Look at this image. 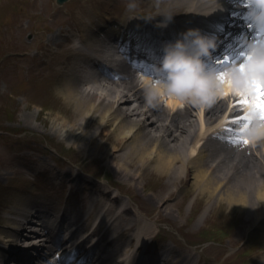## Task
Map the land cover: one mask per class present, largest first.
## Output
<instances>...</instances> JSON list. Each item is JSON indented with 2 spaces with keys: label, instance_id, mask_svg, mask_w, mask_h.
<instances>
[{
  "label": "bare ground",
  "instance_id": "6f19581e",
  "mask_svg": "<svg viewBox=\"0 0 264 264\" xmlns=\"http://www.w3.org/2000/svg\"><path fill=\"white\" fill-rule=\"evenodd\" d=\"M108 1L104 0L106 3ZM130 1L138 5L147 4L146 9H150L152 13H147L141 18L130 15L131 11H128L121 15L122 17H117L110 14L111 6L108 5L105 9L95 10L86 16L80 13L76 17L81 23L77 27L79 42L74 40L73 66L69 67L71 71L60 85L64 99L74 105L76 114L73 118L61 117V120L51 122L50 128L55 135L61 133L66 141H78L81 154L85 158H95L97 155L107 158L105 176L112 186L93 181L83 172L76 173L73 177V173L66 170L63 177L66 175L74 179L75 184L80 187V192L94 195L89 203L92 210L86 211V204L83 203V208L77 207L71 212L69 208L66 211L71 213L74 221L79 222L78 229H83L85 233L89 230L87 236H98L100 241L95 247L100 250L93 254V264H123L124 260L119 258L124 254L127 255L126 264H200L201 261H194V253H183L172 246L158 253L149 252L151 250H147L148 248L140 252L156 226L144 221L140 223L131 217L132 203L123 190L128 189L133 196H140L141 191L137 187H140V184H143V188L146 187L145 181L151 174L157 178H166L172 185H179L183 180H188L190 186L199 194H207L210 197V205L204 210L203 217L215 201L220 202L221 206L226 202L229 207L237 208L241 213L249 212L248 225L256 223V229L264 228V126H253V120L247 127L246 131L250 133L246 134L245 138L251 136L250 149L253 148V151H249L246 146L240 150L242 142H234L240 139L237 132L231 133L236 140L226 139L227 142L223 145H216L215 137L220 132L235 129L224 127L237 124L232 118L241 110L235 105V101L240 97L228 83H225L224 93L213 103L197 106L173 98L148 104L142 82L129 71L112 74L107 82L87 79L85 85L88 83L91 88L77 80L73 72L80 57L85 56L95 61V56L104 51L101 35L113 40L129 37L133 41L143 42L145 34L153 38L168 37L176 31L177 34H182L189 28L200 26L206 19H211L221 5L228 3L225 0ZM168 13L174 16L179 13L180 18L163 26L161 21L166 19L165 15ZM135 19L137 23L133 22ZM64 36L70 38L72 35ZM70 41L73 42V38H70ZM85 47L95 54L85 53ZM137 62L140 63L139 60ZM132 100L137 104L129 106ZM226 101H230L229 116L221 119L220 128L209 126L219 115ZM33 115L30 111L24 112V121H29ZM228 120L230 124H227ZM95 124H99L97 129ZM226 135L225 132L224 136ZM104 136H107L106 141H102ZM40 164L44 170L49 168L44 159H40ZM149 167L153 169L152 172L148 170ZM108 174L114 177V180L109 178ZM168 182L165 185H168ZM171 194L172 189L164 193L153 192L147 196L149 201L154 199L158 202L160 214L154 217L156 222L175 224L178 217L174 216L172 205L168 203ZM126 198L130 204L126 202ZM33 204L27 196L19 197L10 211L2 215L0 264H14L8 259L15 262L18 260L19 264H35L31 258L34 252L27 249L36 250L37 257L41 258L40 245H46L51 240L48 231L46 234L41 231V225L33 227V224L37 226V220L30 219V212L38 213L37 209H32ZM52 204L47 207L54 208ZM28 208L29 215L26 210ZM135 214L140 215L137 210ZM186 220H189L188 217L183 222ZM29 226L31 230L27 233ZM175 226L182 230L185 226L192 228L191 223H176ZM63 227L60 225L58 229L63 230ZM33 229L35 231H32ZM168 229H171L170 225ZM123 234H129L133 238L128 242V236L125 239ZM247 236H250V232ZM102 240L106 242V246ZM141 241L145 242L142 246L139 245L141 248H135V256L132 259L131 256L128 257L134 249L131 247H134V244L135 247L138 246L136 243ZM128 245L129 250L126 248ZM261 247L249 257L253 260L252 264H264V240Z\"/></svg>",
  "mask_w": 264,
  "mask_h": 264
},
{
  "label": "rangeland",
  "instance_id": "374dc122",
  "mask_svg": "<svg viewBox=\"0 0 264 264\" xmlns=\"http://www.w3.org/2000/svg\"><path fill=\"white\" fill-rule=\"evenodd\" d=\"M108 5L111 15L127 11L152 12L146 9L147 4L138 5L130 0H109L107 3L104 0H68L62 5L55 0H0V223H3L2 215L9 210L4 208L5 204L10 207L19 192L28 196L30 192L37 196L45 192L61 201H65L66 196L70 205L75 203L73 194L70 195L66 188L58 191L61 180L58 173L65 170L84 171L93 181L112 186L105 176L107 158L98 155L85 158L78 141H66L61 133L55 135L50 128L51 122L61 117L73 118L76 114L74 105L64 99L60 91L67 75V58L74 51L72 41L64 34L77 31L81 23L76 17L80 13L86 16ZM135 104L137 102L132 100L129 106ZM27 111L34 115L24 121ZM94 127L97 129L99 124ZM106 140L104 136L102 141ZM40 159L48 162L49 172L40 170L44 169ZM148 170L153 171L150 167ZM108 176L114 180L110 174ZM148 178L146 187L143 188V184L137 187L140 196H133L128 189L123 191L132 203L131 217L163 228L156 236L159 243L173 245L178 251L196 253L195 260L202 255V264H252L249 257L262 248L264 228L256 229V223L248 225L249 212L241 213L226 202L221 206L215 201L203 217L210 197L199 194L188 180L172 185L166 178L153 174ZM71 182L73 185L74 180ZM170 189L168 203L178 217L175 224L191 223L192 228L185 226L182 230L175 224L154 220L160 214L158 202L149 201L147 196ZM84 195V201L89 202L90 196ZM125 200L130 204L128 198ZM135 210L140 215H136ZM187 217L189 220L183 222ZM236 258L239 260L235 261Z\"/></svg>",
  "mask_w": 264,
  "mask_h": 264
},
{
  "label": "clouds",
  "instance_id": "9594fccd",
  "mask_svg": "<svg viewBox=\"0 0 264 264\" xmlns=\"http://www.w3.org/2000/svg\"><path fill=\"white\" fill-rule=\"evenodd\" d=\"M247 16L252 25L264 29V0H247ZM161 21L166 26L174 18L168 13ZM217 47V39L205 34L199 28H189L180 37L165 45L163 61L157 66V77H142L146 102L155 104L165 98H173L197 106L213 103L224 93L226 81H222L219 73L207 63L206 57ZM250 67L257 74L264 72V39L248 43ZM227 81L240 82L244 73L239 65H233L226 70Z\"/></svg>",
  "mask_w": 264,
  "mask_h": 264
},
{
  "label": "snow or ice",
  "instance_id": "6c2138e0",
  "mask_svg": "<svg viewBox=\"0 0 264 264\" xmlns=\"http://www.w3.org/2000/svg\"><path fill=\"white\" fill-rule=\"evenodd\" d=\"M264 35V29L260 30ZM250 59L248 50L240 51L235 56L225 55L222 59L215 61L217 67L221 69L218 73L222 81H226L231 89L235 91L239 99L235 101V105L244 111V115L234 116L232 119L241 123L243 127L240 129V139L234 141L235 143H248L249 141L244 136L248 125L259 116L261 121H264V72L257 74L254 67H250L247 61ZM242 60L239 65L241 71L244 73V78L240 82L227 81V73L225 66L231 65L234 61Z\"/></svg>",
  "mask_w": 264,
  "mask_h": 264
},
{
  "label": "water",
  "instance_id": "95a60500",
  "mask_svg": "<svg viewBox=\"0 0 264 264\" xmlns=\"http://www.w3.org/2000/svg\"><path fill=\"white\" fill-rule=\"evenodd\" d=\"M63 1H65V0H58V2H60V3L63 2Z\"/></svg>",
  "mask_w": 264,
  "mask_h": 264
}]
</instances>
